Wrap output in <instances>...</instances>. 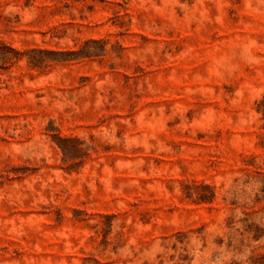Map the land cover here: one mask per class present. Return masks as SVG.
Instances as JSON below:
<instances>
[{
	"label": "rangeland",
	"instance_id": "rangeland-1",
	"mask_svg": "<svg viewBox=\"0 0 264 264\" xmlns=\"http://www.w3.org/2000/svg\"><path fill=\"white\" fill-rule=\"evenodd\" d=\"M0 264H264V0H0Z\"/></svg>",
	"mask_w": 264,
	"mask_h": 264
}]
</instances>
